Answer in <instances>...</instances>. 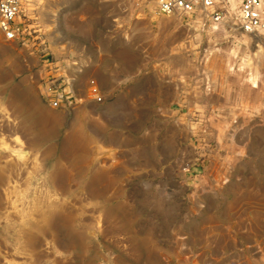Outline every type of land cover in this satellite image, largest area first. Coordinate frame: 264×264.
Listing matches in <instances>:
<instances>
[{
	"label": "rangeland",
	"instance_id": "374dc122",
	"mask_svg": "<svg viewBox=\"0 0 264 264\" xmlns=\"http://www.w3.org/2000/svg\"><path fill=\"white\" fill-rule=\"evenodd\" d=\"M239 3L29 0L0 34V264H264V31ZM91 25L127 53L114 79L82 63Z\"/></svg>",
	"mask_w": 264,
	"mask_h": 264
},
{
	"label": "built area",
	"instance_id": "2783aa9c",
	"mask_svg": "<svg viewBox=\"0 0 264 264\" xmlns=\"http://www.w3.org/2000/svg\"><path fill=\"white\" fill-rule=\"evenodd\" d=\"M229 0H156V13L166 17L190 19L206 17L208 21L220 22L225 19V4ZM29 0H0V34L7 41L18 40L27 35L25 14ZM237 29L247 36H257L264 31V0H240L234 14ZM90 84L94 87V82ZM96 94V89L93 88ZM61 98V97H59ZM96 102H101L97 97ZM60 100H54L52 107H59Z\"/></svg>",
	"mask_w": 264,
	"mask_h": 264
},
{
	"label": "crops",
	"instance_id": "0c3cea01",
	"mask_svg": "<svg viewBox=\"0 0 264 264\" xmlns=\"http://www.w3.org/2000/svg\"><path fill=\"white\" fill-rule=\"evenodd\" d=\"M102 5L104 6V4H100V6ZM98 15L99 14L96 12L91 15L92 25L97 24ZM34 24H36V22H34ZM92 25L88 27V34L83 35V43L81 46L88 50L84 54L83 52L82 54L80 53L83 59L82 63L89 67V71L93 72L97 79L102 81L108 78L114 79L116 74H121L124 70L122 68V60L127 59V53L121 50L119 42L114 36L108 37L105 41L97 39L94 31L95 28L92 27ZM107 30L110 31V27ZM71 57L79 60V55L76 57L72 55Z\"/></svg>",
	"mask_w": 264,
	"mask_h": 264
},
{
	"label": "bare ground",
	"instance_id": "6f19581e",
	"mask_svg": "<svg viewBox=\"0 0 264 264\" xmlns=\"http://www.w3.org/2000/svg\"><path fill=\"white\" fill-rule=\"evenodd\" d=\"M237 1V0H236ZM231 2H233V1H231ZM231 2H230V5H231V8L232 9H234L235 7H236V5L233 7L232 6V4H231ZM236 9V8H235ZM45 117L46 118H50L51 119V122H52V126L57 122V117H55V116H52L51 114H46L45 115ZM82 120H84V119H82ZM80 123V122H79ZM49 124H51L50 122H49ZM81 124V123H80ZM79 125V124H78ZM76 126H77V123H76ZM71 127V126H70ZM81 128V127H80ZM92 132V131H91ZM68 137H69V139H70V141H72L73 143H74V141H75V143H79V144H84V137H83V135H82V131H81V129H79V128H75L74 126L73 127H71V129H70V132H69V135H68ZM87 138V137H86ZM87 141H88V139H86ZM86 141V143H88ZM89 144V143H88ZM88 144H86V145H88ZM82 147V146H81ZM77 148V147H76ZM79 150V149H78Z\"/></svg>",
	"mask_w": 264,
	"mask_h": 264
}]
</instances>
